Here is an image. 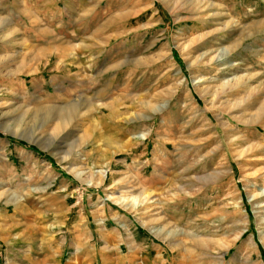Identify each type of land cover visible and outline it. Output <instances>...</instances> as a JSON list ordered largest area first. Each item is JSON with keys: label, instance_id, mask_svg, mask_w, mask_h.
<instances>
[{"label": "rangeland", "instance_id": "1", "mask_svg": "<svg viewBox=\"0 0 264 264\" xmlns=\"http://www.w3.org/2000/svg\"><path fill=\"white\" fill-rule=\"evenodd\" d=\"M0 264H264V0H0Z\"/></svg>", "mask_w": 264, "mask_h": 264}, {"label": "bare ground", "instance_id": "2", "mask_svg": "<svg viewBox=\"0 0 264 264\" xmlns=\"http://www.w3.org/2000/svg\"><path fill=\"white\" fill-rule=\"evenodd\" d=\"M231 52V51H230ZM230 52H227V53H230ZM80 175V174H79ZM101 175L103 176V177H105V175H106V171H102L101 172Z\"/></svg>", "mask_w": 264, "mask_h": 264}]
</instances>
